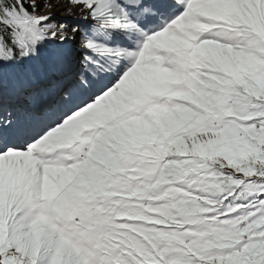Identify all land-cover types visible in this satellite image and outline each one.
I'll return each instance as SVG.
<instances>
[{
	"label": "snow or ice",
	"instance_id": "obj_1",
	"mask_svg": "<svg viewBox=\"0 0 264 264\" xmlns=\"http://www.w3.org/2000/svg\"><path fill=\"white\" fill-rule=\"evenodd\" d=\"M59 2L0 0V264H264V0Z\"/></svg>",
	"mask_w": 264,
	"mask_h": 264
},
{
	"label": "rangeland",
	"instance_id": "obj_2",
	"mask_svg": "<svg viewBox=\"0 0 264 264\" xmlns=\"http://www.w3.org/2000/svg\"><path fill=\"white\" fill-rule=\"evenodd\" d=\"M67 7H68L67 3H60L59 0H52V12H53L54 18L57 21L67 20L71 24L75 21H74V17L65 15V10ZM41 11L43 12L45 11V9H41ZM73 11L75 12V10ZM48 50H49L48 46H45L44 48H42L41 54L43 56H40L37 60L33 61V64L38 65L39 63H41V61L44 59L45 55L47 54ZM8 72L10 74L9 76L11 77L14 72V69L11 66H9Z\"/></svg>",
	"mask_w": 264,
	"mask_h": 264
},
{
	"label": "trees",
	"instance_id": "obj_3",
	"mask_svg": "<svg viewBox=\"0 0 264 264\" xmlns=\"http://www.w3.org/2000/svg\"><path fill=\"white\" fill-rule=\"evenodd\" d=\"M41 9H43V8L41 7Z\"/></svg>",
	"mask_w": 264,
	"mask_h": 264
}]
</instances>
